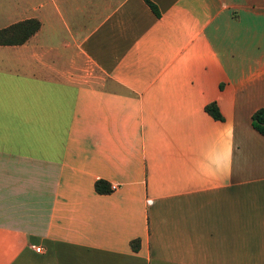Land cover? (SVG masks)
Masks as SVG:
<instances>
[{"label":"crops","instance_id":"crops-1","mask_svg":"<svg viewBox=\"0 0 264 264\" xmlns=\"http://www.w3.org/2000/svg\"><path fill=\"white\" fill-rule=\"evenodd\" d=\"M150 1L0 0V264H264V0Z\"/></svg>","mask_w":264,"mask_h":264},{"label":"trees","instance_id":"trees-1","mask_svg":"<svg viewBox=\"0 0 264 264\" xmlns=\"http://www.w3.org/2000/svg\"><path fill=\"white\" fill-rule=\"evenodd\" d=\"M143 2L155 16L159 15L157 7L152 1L143 0ZM38 26L39 23L35 19H28L15 23L7 28L0 29V42L21 43L34 33ZM204 111L215 120L221 119V115L214 102L207 103L204 106ZM250 125L255 131L264 136V107L257 108L253 111L250 116ZM94 190L103 193L113 189L111 185L106 184L104 181L96 180L94 182ZM136 243V241H131V247L135 248Z\"/></svg>","mask_w":264,"mask_h":264},{"label":"built area","instance_id":"built-area-1","mask_svg":"<svg viewBox=\"0 0 264 264\" xmlns=\"http://www.w3.org/2000/svg\"><path fill=\"white\" fill-rule=\"evenodd\" d=\"M115 187H116L115 185L111 184V188L112 189H114ZM34 250L38 252L39 251V247H34Z\"/></svg>","mask_w":264,"mask_h":264}]
</instances>
